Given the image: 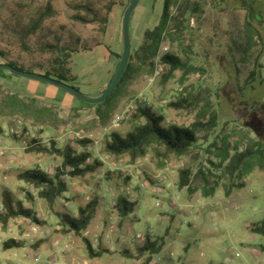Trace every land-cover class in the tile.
<instances>
[{"label": "rangeland", "instance_id": "1", "mask_svg": "<svg viewBox=\"0 0 264 264\" xmlns=\"http://www.w3.org/2000/svg\"><path fill=\"white\" fill-rule=\"evenodd\" d=\"M130 1L0 0V27L2 20L14 11L35 13L51 5L53 14L47 18L33 44L54 40L49 30L53 34L63 33L66 44L80 39L82 45L78 50L81 53L74 57L75 70L86 73L83 79L77 78L76 87L83 94L89 91L95 94L102 81L106 84L112 79L118 61L109 54L100 58L88 55L86 58L82 48L93 49L96 43L105 40L112 51H120L110 40V35L113 30L123 28ZM251 1L255 10L254 26L264 36V23L258 22L264 19V0H207L205 12L197 15L191 24L193 41L187 39L181 48L163 41L157 56L151 60L154 67H146L138 77L125 83L111 103L98 111L53 85L12 76L9 71L0 74V83L6 89L15 88L24 95L35 96L47 105L56 106L63 120L54 130L50 126H32L33 123L28 121L32 127L19 137L11 132L14 126L4 124L5 133L0 134V147L6 151L5 155H0V210L3 192L12 190L44 224L36 225L24 218L11 219L7 225L0 222V264H144V258L129 259L122 254L124 248L136 252L137 245L143 241L137 238L139 235H166L163 251L153 257L151 264H264L261 249L264 238L252 233L253 226L264 220V169L255 166L241 178H235V188L230 196H226L232 181L224 173L229 160L223 161L225 154L231 158L245 150L250 140L264 143V57L261 59L263 67L256 69L255 57L261 47H256L250 56L245 57L237 53L235 45L242 40L246 9L241 3ZM84 3L94 6L101 17L106 16L107 7L114 4L116 19L107 25L99 22L85 25L74 21L72 16L78 12L73 6ZM164 3L165 0H140L131 20V51L135 52L141 46L146 30L159 24ZM232 3L233 6L240 5L239 8L232 9ZM169 11L176 12L173 3ZM80 13L87 15L83 11ZM108 27H111L110 34L105 37L102 28L107 30ZM0 46L11 60L22 65H29L32 60L41 63L46 58L23 53L8 43H0ZM167 52H177L192 60L197 70L187 76L178 70L164 83L162 76L167 69L161 65L160 57ZM254 71L255 79L250 77ZM249 80L251 82L246 84ZM191 95L198 98L193 109L169 106ZM202 98H209L219 114L216 130L208 143H204L205 150L192 151L182 158L171 156L166 159L150 147L147 156L136 162L128 156L115 157L104 152L106 137L111 132L117 131L125 136L134 125L144 122L132 118L140 103L163 116V126L189 127L205 107ZM118 118L121 122L114 126ZM40 130H45V134L41 135ZM36 139L48 146L55 141L58 149L70 144L78 153L88 151L93 154L91 161L98 158L103 163L93 174L67 178L69 191L54 209L39 198L35 188L17 180L21 171L41 167L50 173L61 165L62 160L57 155L28 151L32 140ZM84 140L88 143H81ZM185 168L193 171L190 190L178 187L180 171ZM129 170H133V174H127ZM200 170L209 181V189H213L208 198L204 197V182L197 178ZM164 171L167 179L159 185L158 176ZM152 187H157L159 193H152ZM128 191H134L130 198L137 199L138 205L133 214L122 221L113 206L118 196L127 195ZM96 197L100 201L97 215L83 237L65 233L57 213L76 215L79 207L86 206ZM157 199L162 201L161 207L156 206ZM84 239H88L95 249L102 247L111 253L102 258H91ZM8 240L22 241L25 246L4 250L3 244ZM36 257L40 258V263L34 261Z\"/></svg>", "mask_w": 264, "mask_h": 264}, {"label": "trees", "instance_id": "2", "mask_svg": "<svg viewBox=\"0 0 264 264\" xmlns=\"http://www.w3.org/2000/svg\"><path fill=\"white\" fill-rule=\"evenodd\" d=\"M173 3L176 8L175 13L169 11L170 4ZM207 0H165L164 10L160 22L153 29L146 30L142 35L141 46L135 52L132 50L130 59L123 77L114 93L106 102L100 105H88L95 107L97 111L102 107L109 105L117 96L122 86L138 77L148 66L154 67L151 60L157 56L160 45L163 41L169 42L172 47L181 48L187 39L191 41V24L195 21L196 16L205 12ZM232 9H238L240 5L233 6ZM254 2H242L241 7L245 10L244 26L242 30L241 41L235 42L237 53L250 56L252 50L261 47L255 57L256 69H261V59L264 57V36L259 28L255 27V10L253 11ZM23 7V4H19ZM129 6V5H128ZM127 6V8H128ZM73 9L78 13L72 16L76 22L85 25L101 23L107 25L113 19H116L117 8L114 4L107 7L106 16H100L94 6L89 3L76 4ZM252 10V11H251ZM87 13L86 16L80 12ZM53 14L51 5H47L43 10L37 12L24 11L22 14L12 12L7 18L2 20L0 27V43H8L23 53L31 56L40 55L46 57L43 62L38 63L32 60L29 65H22L19 62L10 59V56L0 46V58L3 60L0 64H9L12 67L30 73H38L48 78L66 83L79 90L77 85L78 75L74 72V57L81 53L78 46L82 45L80 39L73 43H64L63 33L54 35V40L50 42H39L33 44V39L43 30L45 21ZM134 15V13H133ZM132 15V16H133ZM90 16V17H89ZM264 23V19L258 21ZM102 32L106 34V28H102ZM7 39V41H6ZM100 43H96L99 46ZM94 49V48H93ZM110 56L117 59V65L121 59V54L114 53L107 48ZM92 48H82V51L88 52ZM235 58V56H234ZM160 63L166 67V73L163 74V82L166 83L173 74L182 70L184 76L197 68L192 64V60H188L180 56L177 52H167L160 57ZM238 72V68L236 69ZM7 71L0 70V74L4 75ZM12 75V74H10ZM76 75V76H75ZM256 72H252L250 77L254 78ZM13 76V75H12ZM255 79V78H254ZM111 81V80H110ZM109 81V82H110ZM249 80L246 84H249ZM201 99V97L199 96ZM205 100V107L199 111L196 121L189 127H181L177 125L163 126L164 117L156 114L149 106L139 104L136 112L132 114L133 121L143 119V123H137L133 126L125 136L117 131L111 132L106 138L104 152L107 155L121 157L128 156L132 162H136L139 158L147 156L148 149L153 147L163 158L171 156L182 158L188 156L192 151L205 150L204 143H208L218 126L219 114L216 111L209 98ZM263 101V99H262ZM49 103V102H46ZM198 103V98L194 95L184 97L175 103H170V107L177 109L191 110ZM56 106L47 105L44 101L35 96L24 95L15 88L6 89L3 83H0V134H4V124L8 127L15 126L18 122L23 124V132L26 133L29 127L42 125L50 126L53 129L63 123L62 118L57 112ZM17 118H21L16 120ZM23 119V120H22ZM1 120L3 122L1 123ZM33 123L29 126V122ZM29 123V124H28ZM45 130H40L41 135L45 134ZM23 133V134H24ZM15 137V136H14ZM32 147L29 152L44 153L51 156L57 155L61 158V165L57 166L52 172H48L41 167L28 169L19 172L17 180L35 188L39 193V198L45 201L52 209L58 201L69 191L67 178L85 177L87 174L95 173L103 166L100 159L95 158L91 161L93 154L88 151L78 153L70 144L63 149H58V143L51 141V145H42V140H32ZM203 142V143H202ZM81 143H88L84 140ZM225 154L224 160H229V164L224 167V173L227 174L232 183L226 196H230L231 191L235 188V178H241L244 173L251 171L255 166L264 169V143L261 140H250L245 150L237 152L231 158ZM210 161V160H209ZM212 164L214 162L210 161ZM221 166V165H220ZM193 171L185 168L180 171L178 187L180 190L191 189L193 181ZM197 178H201L204 182V197L208 198L213 194V189H209V181L204 172L200 170ZM130 179V178H128ZM152 183V182H151ZM243 184L240 185L242 187ZM100 201L99 197L93 198L86 206L79 207L77 214L57 213L60 219V225L65 233H74L83 237L92 221L95 219ZM138 201L131 200L129 195H120L116 199L113 208L117 211L120 219L125 221L135 211ZM2 210H0V222L7 225L11 219L24 218L25 220L36 224L43 225L36 212L32 208L24 205L23 200L14 195L12 190H5L2 198ZM252 233L258 234L264 238V220L254 225ZM165 237H153L145 235L141 245H137L136 252L129 249H123L122 254L129 259H143L144 264H151L153 257L159 255L165 247ZM89 256L91 258H102L103 255L110 254L111 251L104 248L95 249L88 239H84ZM137 241V240H136ZM25 246L24 242L17 240H8L3 244L4 250L19 249ZM264 251V245L261 246Z\"/></svg>", "mask_w": 264, "mask_h": 264}, {"label": "water", "instance_id": "3", "mask_svg": "<svg viewBox=\"0 0 264 264\" xmlns=\"http://www.w3.org/2000/svg\"><path fill=\"white\" fill-rule=\"evenodd\" d=\"M139 3H140V0H131L128 8L125 11L124 18H123V52L121 54V59L119 61L116 71L111 81L109 82L108 86L104 89L102 94L98 97L87 96L66 83L48 78L47 76L42 75V74L21 71V70H18L12 67L9 64H0V70L9 71L11 74L17 77L41 81V82L53 85L57 88H60L68 92L69 94L77 98L82 103H85L88 105L103 104L117 89L120 83V80L123 77L125 70L127 68L130 55H131V36H130L131 18H132L134 11L138 7Z\"/></svg>", "mask_w": 264, "mask_h": 264}, {"label": "crops", "instance_id": "4", "mask_svg": "<svg viewBox=\"0 0 264 264\" xmlns=\"http://www.w3.org/2000/svg\"><path fill=\"white\" fill-rule=\"evenodd\" d=\"M135 11H134V15H135ZM134 15L132 16L131 20L134 19ZM110 29H111V27H108L107 32L105 34V37H107L110 34ZM110 40L113 41L118 48H120V51H117V50L112 51V49L110 48V45H108V43H106V41L103 40L99 46H96L91 51H88L85 53L86 58L88 55H96L98 58H100V56L105 57L106 54L110 55L107 48H110V50L114 53L122 54V52H123V28L121 30H119L117 28L115 30V32L113 30L112 35H110ZM108 60L111 62L110 57H108ZM101 64H103V63L101 62ZM75 69H76V67H74V72L78 75L79 79H83L85 77L84 75L86 72L84 70H81V72H77ZM108 83H109V81H108ZM108 83L105 84L104 81H102L100 88L96 91L95 94L90 93V91L88 94L87 93H84V94H87V96H90V97H98L102 94V92L104 91V88H106L108 86L107 85ZM84 84H85V82H84ZM101 87H103V89ZM70 99H72V98H70Z\"/></svg>", "mask_w": 264, "mask_h": 264}, {"label": "built area", "instance_id": "5", "mask_svg": "<svg viewBox=\"0 0 264 264\" xmlns=\"http://www.w3.org/2000/svg\"><path fill=\"white\" fill-rule=\"evenodd\" d=\"M164 50L165 51H167V48H164ZM121 122V118L119 119H116L115 120V123H114V126L115 125H118L119 123ZM14 135H16V136H21L22 135V132H23V126H22V123L21 122H18L13 128H12V131H11ZM6 154V151H5V149L4 148H2V147H0V155H5ZM133 174V170H129L128 172H127V174ZM129 174V175H130ZM167 179V172H162L159 176H158V184L159 185H161L165 180ZM155 186H157V185H155ZM151 191H152V193H154V194H158L159 193V190H158V188L157 187H152V189H151ZM127 195H129V196H133L134 195V191H128V193H127ZM161 205H162V201H160L159 199H157V201H156V206L157 207H161ZM138 239H143V236H141V235H139L138 237H137ZM34 261L36 262V263H40V258L39 257H36L35 259H34ZM50 264H56V262H51Z\"/></svg>", "mask_w": 264, "mask_h": 264}]
</instances>
